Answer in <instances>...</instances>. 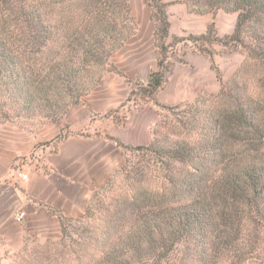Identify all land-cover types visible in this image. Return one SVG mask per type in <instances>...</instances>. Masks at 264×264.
Wrapping results in <instances>:
<instances>
[{
	"label": "trees",
	"instance_id": "trees-1",
	"mask_svg": "<svg viewBox=\"0 0 264 264\" xmlns=\"http://www.w3.org/2000/svg\"><path fill=\"white\" fill-rule=\"evenodd\" d=\"M147 1L158 63L145 96H154L171 23L165 0ZM181 1L198 15L237 14L230 35L209 26L195 37L220 91L165 108L152 142L129 148L84 214L61 216L56 238H27L12 264H264V0ZM135 31L129 0H0V122L60 123ZM215 44L245 55L227 82L203 48Z\"/></svg>",
	"mask_w": 264,
	"mask_h": 264
},
{
	"label": "rangeland",
	"instance_id": "rangeland-1",
	"mask_svg": "<svg viewBox=\"0 0 264 264\" xmlns=\"http://www.w3.org/2000/svg\"><path fill=\"white\" fill-rule=\"evenodd\" d=\"M165 3L171 23L169 43L172 47L168 54L169 71L160 90L154 96H145L149 75L157 69L158 63L151 9L147 0H129L135 35L114 54L110 71L103 80L79 106L56 123L61 125V133L43 144L50 146V153L56 157L61 143V204H76L73 217L82 216L94 192L117 175L130 157L129 148L152 142L153 130L161 115L166 114L165 108L192 104L221 89L211 60L197 46L195 37L205 34L209 26H213L220 38L230 35L237 14L219 10L198 15L181 0H165ZM177 39L181 42L176 43ZM206 46L203 48L214 51L223 81H229L241 67L245 55L240 49L229 50L220 44L212 48ZM41 128L25 127L34 131ZM63 215L43 224H30L35 234L44 231L43 237L34 234L33 238L46 241L60 236Z\"/></svg>",
	"mask_w": 264,
	"mask_h": 264
},
{
	"label": "crops",
	"instance_id": "crops-1",
	"mask_svg": "<svg viewBox=\"0 0 264 264\" xmlns=\"http://www.w3.org/2000/svg\"><path fill=\"white\" fill-rule=\"evenodd\" d=\"M60 133L61 125L52 122L38 131L0 122V264H12L26 239L33 238L30 224L76 213L74 202L61 204V143L56 157L50 153V146L43 145ZM18 168L29 173L28 180L16 179ZM20 212L26 214L22 223L16 220ZM43 232L35 235L43 237Z\"/></svg>",
	"mask_w": 264,
	"mask_h": 264
},
{
	"label": "built area",
	"instance_id": "built-area-1",
	"mask_svg": "<svg viewBox=\"0 0 264 264\" xmlns=\"http://www.w3.org/2000/svg\"><path fill=\"white\" fill-rule=\"evenodd\" d=\"M15 177L18 181H26L29 179V174L18 168L15 170ZM25 218H26V214L24 212H20L17 215L16 220L17 222L22 223L25 220Z\"/></svg>",
	"mask_w": 264,
	"mask_h": 264
}]
</instances>
